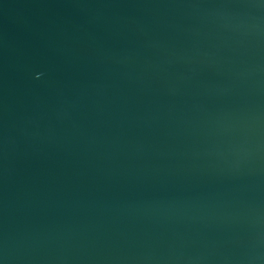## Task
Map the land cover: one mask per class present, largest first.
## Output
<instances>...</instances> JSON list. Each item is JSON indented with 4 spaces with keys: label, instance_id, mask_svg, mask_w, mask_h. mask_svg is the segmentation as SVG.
Returning a JSON list of instances; mask_svg holds the SVG:
<instances>
[{
    "label": "water",
    "instance_id": "water-1",
    "mask_svg": "<svg viewBox=\"0 0 264 264\" xmlns=\"http://www.w3.org/2000/svg\"><path fill=\"white\" fill-rule=\"evenodd\" d=\"M0 264H264V0H0Z\"/></svg>",
    "mask_w": 264,
    "mask_h": 264
},
{
    "label": "clouds",
    "instance_id": "clouds-1",
    "mask_svg": "<svg viewBox=\"0 0 264 264\" xmlns=\"http://www.w3.org/2000/svg\"><path fill=\"white\" fill-rule=\"evenodd\" d=\"M37 75H39V73H37Z\"/></svg>",
    "mask_w": 264,
    "mask_h": 264
}]
</instances>
